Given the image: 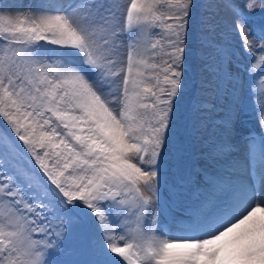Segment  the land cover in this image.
<instances>
[{
    "label": "snow or ice",
    "instance_id": "6c2138e0",
    "mask_svg": "<svg viewBox=\"0 0 264 264\" xmlns=\"http://www.w3.org/2000/svg\"><path fill=\"white\" fill-rule=\"evenodd\" d=\"M196 7L0 0V264H264V28L248 15L264 0H222L230 23L207 6L193 169L178 106ZM232 67L258 132L242 131ZM72 245L80 258L61 259Z\"/></svg>",
    "mask_w": 264,
    "mask_h": 264
},
{
    "label": "rangeland",
    "instance_id": "374dc122",
    "mask_svg": "<svg viewBox=\"0 0 264 264\" xmlns=\"http://www.w3.org/2000/svg\"><path fill=\"white\" fill-rule=\"evenodd\" d=\"M10 2L28 5L35 3L36 0H10ZM248 2L249 0H239L240 5L244 8L245 12H248V9L246 7ZM221 3L222 0H196L197 7L194 9V14L189 22L188 50L186 52L185 71L186 87L185 95L181 99L178 106V122L180 131L183 135L185 162L190 168L193 169L196 168L201 162V140L199 138L201 135V132L199 130L200 117L194 111L193 105L197 102V100L203 99L201 95L202 85L209 79H211V76L205 67L207 63L206 53L208 50L205 49L202 44L203 37L207 35L205 30V17L208 15L207 6L211 4L216 6V10L219 13L220 18L230 23L231 17H229L226 12H224V10L220 7ZM257 3L259 4L260 0H257ZM248 15L252 18L253 24L257 29L264 28V8L256 7L253 11L248 12ZM256 38L259 39L258 36ZM239 63L242 67L250 63L247 54L240 52ZM231 70L233 72L240 71V75L243 78L245 91H243V96L245 97L244 101L246 100V103L243 102L242 118L243 120L252 122L255 116L253 114V101L251 98H249L248 95V74L242 71L241 68L232 67ZM252 126H254V129H259L258 125L255 126L254 123L252 124ZM171 159L172 158L170 156L169 161H171ZM167 169L168 175L165 176V179L168 181V184L165 186L162 194V199L164 202H166L164 206L170 205L167 198H169L170 195H173L172 174L175 172L174 168H170L169 164H165V172L167 171ZM175 205L176 206H174V208L169 207L167 215L163 211L161 212V216H163V219L169 217L166 219L167 222L171 220L172 216H175L177 218H180L181 216V211H179L180 207H178L177 204ZM60 258L65 260H74L79 259L80 257L75 251V245H72L68 248L65 254L61 255Z\"/></svg>",
    "mask_w": 264,
    "mask_h": 264
},
{
    "label": "bare ground",
    "instance_id": "6f19581e",
    "mask_svg": "<svg viewBox=\"0 0 264 264\" xmlns=\"http://www.w3.org/2000/svg\"><path fill=\"white\" fill-rule=\"evenodd\" d=\"M227 14V13H226ZM225 14V15H226ZM226 17V16H225ZM224 17V18H225ZM229 20V19H228ZM263 27H264V25H263ZM239 73H240V71H238ZM246 86V85H245ZM245 92V91H244ZM244 94V93H243ZM245 98V97H244ZM246 101V100H245ZM244 101V102H245ZM246 103V102H245ZM254 114V116H255V112L253 113ZM249 118V117H248ZM256 117H254V120L251 122V121H248V120H243V127H242V131L244 132V133H246V132H248V131H256V132H258V130L259 129H254V126H252V124L254 123L255 124V126H257V123H256V119H255ZM190 150V149H189ZM190 155V154H189ZM185 159V158H184ZM192 162V161H191ZM194 163V162H193ZM166 173H168V169H167V171H166ZM181 199H184L183 197L181 198ZM167 200H168V203L170 204L169 206H166L168 209H169V207H171V208H174V206H176L175 204L176 203H174V201L176 200V197H174L173 195H170V197L169 198H167ZM180 211V210H179ZM171 212V211H170ZM179 213V212H178ZM172 217H175V216H172ZM167 218H169V217H167ZM166 218V219H167ZM177 218V217H176ZM160 219H161V221L162 222H167L166 221V219H163V216H161L160 215Z\"/></svg>",
    "mask_w": 264,
    "mask_h": 264
}]
</instances>
